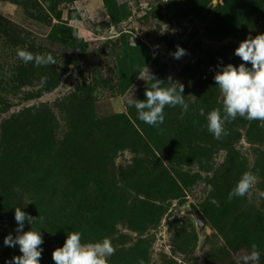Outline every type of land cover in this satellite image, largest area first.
Instances as JSON below:
<instances>
[{
  "label": "rangeland",
  "instance_id": "obj_1",
  "mask_svg": "<svg viewBox=\"0 0 264 264\" xmlns=\"http://www.w3.org/2000/svg\"><path fill=\"white\" fill-rule=\"evenodd\" d=\"M259 34L264 0H0V264L21 255L4 245L17 207L42 217L24 227L43 237L40 264L72 231L109 238L108 264H244L252 244L264 264V129L238 117L217 140L199 114L222 108L214 75ZM145 67L184 85L183 118L177 106L159 128L138 119ZM245 172L254 188L229 201Z\"/></svg>",
  "mask_w": 264,
  "mask_h": 264
},
{
  "label": "clouds",
  "instance_id": "obj_2",
  "mask_svg": "<svg viewBox=\"0 0 264 264\" xmlns=\"http://www.w3.org/2000/svg\"><path fill=\"white\" fill-rule=\"evenodd\" d=\"M79 20L73 18L71 24L78 25ZM73 36L79 38L78 31ZM186 50L177 46V50L171 55L175 59H181L186 55ZM234 55L242 63L239 67L233 64L219 66L214 75V81L222 96V108H216L205 113L200 109V116L206 119L207 131L217 140L229 133L225 130V124L234 122L238 117L249 122L258 121L259 127L264 129V34L247 37L240 42ZM17 57L25 64L34 63L35 66L55 65L56 61L50 53L34 54L30 51L17 49ZM251 65L248 67L247 65ZM148 79L153 82L145 89L146 99H135V107L138 119L149 126L159 128L164 123L166 107L181 108V118L187 113L189 105L184 99V85L173 81L168 77L167 83L150 74ZM147 81L145 78H140ZM47 77H41L40 83L44 85ZM223 113V115H222ZM196 123H199L198 121ZM257 178L251 172H245L228 194V200L245 197L255 186ZM264 196V192L260 193ZM15 221L18 227L16 235H8L4 239V245L15 248L19 246L21 255L14 256L7 264H40L44 243L40 232L33 230L24 231L25 222L34 224L42 217L34 218L21 208H15ZM115 254V248L109 238L105 237L97 242H82V234L72 231L67 234L63 247H58L52 253L54 264H108L109 258ZM260 251L256 244L251 245V252L245 256L244 264H259ZM139 264H144L143 260Z\"/></svg>",
  "mask_w": 264,
  "mask_h": 264
},
{
  "label": "water",
  "instance_id": "obj_3",
  "mask_svg": "<svg viewBox=\"0 0 264 264\" xmlns=\"http://www.w3.org/2000/svg\"><path fill=\"white\" fill-rule=\"evenodd\" d=\"M186 213L192 216V218L196 223L199 235L201 238H203L207 234V230H206V224L201 218V216L193 208L188 209Z\"/></svg>",
  "mask_w": 264,
  "mask_h": 264
}]
</instances>
